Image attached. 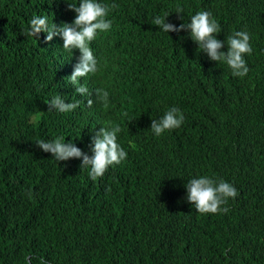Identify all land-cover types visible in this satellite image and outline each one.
Here are the masks:
<instances>
[{
	"label": "trees",
	"instance_id": "1",
	"mask_svg": "<svg viewBox=\"0 0 264 264\" xmlns=\"http://www.w3.org/2000/svg\"><path fill=\"white\" fill-rule=\"evenodd\" d=\"M98 2L117 7L106 17L111 28L90 42L100 71L83 79L81 95L62 77L70 71L63 39L24 35L34 16L71 25L77 14L68 4L79 0H0V264H264V122L242 129L254 101L264 109V70L257 83L250 68L229 88L226 79L200 77L181 30L165 33L152 23L166 10L165 23L179 27L188 0ZM54 73V96L68 104L82 98L71 112L38 102ZM106 86L105 109L97 89ZM119 91L145 109L151 104L144 112L150 125L171 107L185 117L179 128L150 137L149 175L139 169L140 121L130 106L110 100ZM109 122L121 127L117 143L127 152L108 174L121 185L117 192H101L76 166L36 148L37 140L58 137L85 142ZM196 125L204 143L191 161L189 127ZM200 175L239 190L222 206L227 214L201 215L188 202L187 179Z\"/></svg>",
	"mask_w": 264,
	"mask_h": 264
},
{
	"label": "clouds",
	"instance_id": "2",
	"mask_svg": "<svg viewBox=\"0 0 264 264\" xmlns=\"http://www.w3.org/2000/svg\"><path fill=\"white\" fill-rule=\"evenodd\" d=\"M188 2V13L184 20L181 17L183 21L179 27L165 23L166 18L171 19L170 13L166 10H160L161 16H156L152 23L165 33L181 30L183 41L196 55L198 75L203 79L211 78L216 82L226 79V87L229 88L235 79L243 78L250 68H253L257 83L264 70V0H188ZM68 7L77 14L71 25L62 23L59 27L50 24L47 16H34L24 35L35 38L39 33L44 32L47 42L54 34H58L63 39V49L69 51L70 55L69 74L61 75L74 88L77 84L76 91L84 95L87 86H80L83 79L100 71L98 60L90 48V42L96 39L98 32H105L111 28L112 21L106 17L117 5L103 4L98 0H79L78 6L68 4ZM182 12L183 8L177 6L176 13ZM132 24L142 31L145 29L137 18ZM55 77L56 73L44 79L38 102L46 104L49 110L71 112L80 103L79 101L82 102V98L79 95L77 102L68 104L59 96H54ZM105 89H97V92L99 101L106 109L109 106L110 92L107 86ZM192 98L195 96L193 95ZM110 100L130 106L133 115L140 121L143 139L137 145L140 157L139 169L145 175H149L150 137L160 136L179 128L185 119L183 113L179 108L171 107L159 120L153 119L150 125L144 112L151 107V104L145 109L132 103L133 99L121 91L114 97L110 96ZM254 103L256 108L242 123L245 133L264 122V109L259 102L254 101ZM91 105L92 101L88 100V106ZM123 115L127 116V113ZM72 118L75 123L85 120L80 116H72ZM108 126L110 129L102 128L85 142L74 143L58 137L37 140L36 148L56 162L76 166L80 172L87 174L90 180L99 182L98 189L101 192L105 194L107 191L117 192L121 185L108 178V174L125 161L127 152L117 143V134L121 132V127L111 122ZM189 131L193 141L191 151V161H193L200 155L204 141L200 126L189 127ZM187 181V200L201 215L227 214L229 209L222 206L228 203L229 198L234 199L239 195V190L232 182L219 177L200 175L190 177ZM40 264H43V258Z\"/></svg>",
	"mask_w": 264,
	"mask_h": 264
}]
</instances>
